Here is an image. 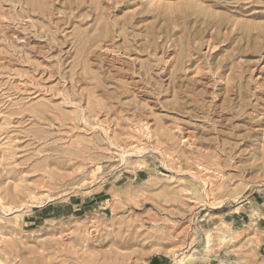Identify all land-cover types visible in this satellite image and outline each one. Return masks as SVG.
<instances>
[{
	"label": "rangeland",
	"instance_id": "obj_1",
	"mask_svg": "<svg viewBox=\"0 0 264 264\" xmlns=\"http://www.w3.org/2000/svg\"><path fill=\"white\" fill-rule=\"evenodd\" d=\"M0 199V264H264V0H0Z\"/></svg>",
	"mask_w": 264,
	"mask_h": 264
},
{
	"label": "bare ground",
	"instance_id": "obj_2",
	"mask_svg": "<svg viewBox=\"0 0 264 264\" xmlns=\"http://www.w3.org/2000/svg\"><path fill=\"white\" fill-rule=\"evenodd\" d=\"M211 44V43H210ZM210 44H207L206 45V50L204 51V53L205 54H209V52H210V49H211V45ZM108 46V45H107ZM101 51H103L104 53H108L109 51H110V48H108V47H103V50H102V48H101ZM110 53V52H109ZM113 53V52H112ZM204 54V55H205ZM104 55H108V54H104ZM110 56V55H109ZM119 69V68H118ZM120 71H121V68H120ZM122 76V75H121ZM123 76H125V75H123ZM260 75H257V77H259ZM130 80V79H129ZM135 80V79H134ZM133 80V83L134 82H136V81H134ZM136 80H138V79H136ZM221 80V79H220ZM215 81V80H214ZM131 82H132V80H131ZM217 82H218V80H217ZM221 82V81H220ZM203 83V82H202ZM213 83V82H212ZM211 83V84H212ZM206 85V84H205ZM214 85V84H213ZM147 90V89H146ZM257 90V89H256ZM184 141H185V139H184ZM188 144V143H187ZM0 210L4 213V215H5V213H6V208H5V206L3 205V203H2V200L0 199ZM209 247V246H208Z\"/></svg>",
	"mask_w": 264,
	"mask_h": 264
}]
</instances>
